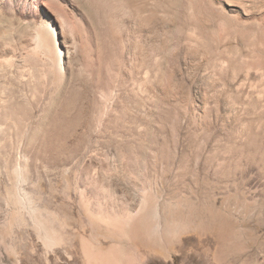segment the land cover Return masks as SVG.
Here are the masks:
<instances>
[{"label": "rangeland", "instance_id": "1", "mask_svg": "<svg viewBox=\"0 0 264 264\" xmlns=\"http://www.w3.org/2000/svg\"><path fill=\"white\" fill-rule=\"evenodd\" d=\"M0 125V264H264V0H0ZM144 198L164 254L107 231Z\"/></svg>", "mask_w": 264, "mask_h": 264}, {"label": "bare ground", "instance_id": "2", "mask_svg": "<svg viewBox=\"0 0 264 264\" xmlns=\"http://www.w3.org/2000/svg\"><path fill=\"white\" fill-rule=\"evenodd\" d=\"M51 29L53 28L48 22H43L37 29L36 42L42 51L41 53H44V55L49 58V63L55 72V81L59 82L63 75V55L56 33L55 31L52 32ZM8 96L10 97V94ZM13 98L15 97L13 96ZM2 127L3 126L0 125V130L3 129ZM12 191L13 183H11L7 192L11 195ZM148 206H150L149 200L145 198L142 199L134 215L127 218H120L116 221L110 220L106 222L108 227L107 231L112 234H118L129 242L138 241L142 246H146L147 248L164 254V248L162 247L163 243H168L181 226L173 219L171 221H169L170 219H165L161 227L156 228V225L152 221V217H156V211H154L153 207L150 209ZM12 220L13 217H10L8 220V225L10 227L12 226ZM196 228L200 231L202 227L196 225ZM45 235L48 237L47 243L49 242V246L61 242L54 235L50 234L48 230H46ZM81 243L82 253L87 264H94L95 262L99 264H136L143 258L142 255L140 257L133 256L134 253L129 250L121 252L122 249H118L116 245H112L107 250H102L94 249L89 245L90 243L84 239L81 240ZM13 252L10 246V253L12 254Z\"/></svg>", "mask_w": 264, "mask_h": 264}]
</instances>
